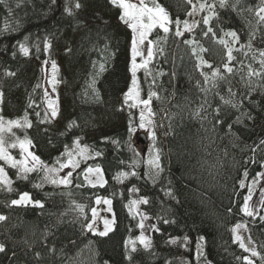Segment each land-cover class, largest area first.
Wrapping results in <instances>:
<instances>
[{"label": "trees", "instance_id": "1", "mask_svg": "<svg viewBox=\"0 0 264 264\" xmlns=\"http://www.w3.org/2000/svg\"><path fill=\"white\" fill-rule=\"evenodd\" d=\"M191 1L198 23L184 31L188 0H146L170 22L168 32L148 34L153 55L135 72L157 126L142 157L134 144L140 113L125 101L133 32L122 10L110 0H0V114L17 122L2 139L31 141L41 161L25 171L0 158L10 182L0 180V264L263 261V209L242 210L264 167L263 0ZM45 61L57 66L53 83ZM11 151L21 156L19 146ZM70 159L69 183H53L48 177L63 175ZM89 168L101 170L102 184L87 182ZM24 193L30 203L13 205ZM101 199L113 217L103 236L87 228ZM138 199L150 244L130 248L141 232L131 205ZM237 222L258 257L234 239Z\"/></svg>", "mask_w": 264, "mask_h": 264}, {"label": "rangeland", "instance_id": "2", "mask_svg": "<svg viewBox=\"0 0 264 264\" xmlns=\"http://www.w3.org/2000/svg\"><path fill=\"white\" fill-rule=\"evenodd\" d=\"M130 2L131 3H136V4L139 5L140 0H130ZM144 3L146 4V0H144ZM263 5H264V0H263ZM147 6L148 7H156V5H152V6L147 5ZM198 18H199V10L196 7V5L191 1L190 2V10H189V12L187 13V16H186V23L188 25V29L185 28L184 31H192L196 27V25L198 23ZM145 23H147V17H145ZM167 25H168V22L166 23V27H167ZM136 35H137V39H139V33H137ZM149 47H151V45L148 42V35H147V39L142 44H138L137 45V50L141 53V55H138V56L135 57V63L137 65L143 64L145 60L148 61V59L150 58L147 55V50H148ZM132 64H133V56H132V60H131V68H132ZM55 66H56V64H55ZM44 68L46 70V74H47V78H48L47 81L49 83L50 82L53 83V81L55 80L57 66L54 69L52 62L45 61ZM140 68H142V67H137L136 71L138 69H140ZM131 72H132V70H131ZM133 79H134V77H133V72H132V81H133ZM132 81H131L130 87L133 88V94L129 98L131 99L132 103L137 105L139 113H140V117H139V120H138V126H137V128H138L137 133H144L148 138H153L152 132H153V130L157 129V126H156V121L154 119V116L152 114V106H151L152 103L150 102L148 106H145L144 104L140 103V101H142V99L140 97V91H139V87H138L137 81H136L135 85H133ZM128 90H127V92H128ZM142 114H143V117H144L143 121L141 120ZM163 116H164V114H162L160 116V120L161 121H160L159 124H160L161 127H162ZM1 117H2V115L0 114V118ZM149 121H151V123H149ZM142 123H143V127L141 126ZM0 125H2V128H3V130L0 131V146L3 147L6 155H8V156H10L12 158L11 160H8V159H5V160H7L9 162H12V163L15 162L18 165H20L23 169H25V168H33V167H36L37 165H40V163H37L36 161H34L32 159V157L28 154L29 152H31L34 156L38 157L33 152V149L31 148L32 146L30 144H28L26 141L24 143V147L23 148L21 147V142L22 141H17L16 143L15 142L12 143V145L20 147L21 156H19L18 154H14L11 151V146L12 145L7 146V145L4 144L3 139H2L3 133L5 131H8L15 124H9V121L6 122L2 118V120H0ZM164 130H163V132H164ZM75 151L76 152H83L84 148H82V147L77 145L76 148H75ZM147 161L149 163H151V164L155 163V161L153 160L152 157L147 158ZM72 164H73V160L70 159L68 161V163L66 164L67 170H65V169L62 170L64 172L63 175L62 174H60V175L59 174L58 175L57 174L56 175L52 174L48 178H50L51 181H53V180L57 181L56 184H62V183H59V181L62 180V179H65V178L69 181V176L68 175H69V171L72 168ZM84 177L87 180V182L90 183V184H94L95 185V184H102L104 182L103 174H102L101 170L98 169V168H92V169L89 168V169H87L85 174H84ZM20 197L17 200H19ZM28 197H29V201L28 202H24L23 204L30 203V201H31L30 196L28 195ZM246 197H249V199L247 200V207H248V210L251 212V214L255 215L258 212H260L261 209H263V216H264V167L260 170V172L258 173L257 177L250 182ZM143 201L144 200H142V202ZM140 204H141V199L132 201V203H131L133 213L136 214V216L138 217L139 227L141 229V232H140V235L138 236V238H136L135 245L130 247V248L135 247L136 244H143L144 245V243L141 242V238L142 237L143 238H147V241L149 242V237H150V233H151V224H150L148 216L145 214V212L141 208ZM244 206H245V202H244ZM244 206H243V208H244ZM95 210H96L95 211V217L93 215V221L91 223L92 224V229H93L92 232L100 233V232L105 231V227H106L105 223H104L105 220L109 221V224L107 225V227L109 229H111L112 223H113V217H112V214L110 212L109 204L105 203V200L101 199V200H99V203L97 202ZM245 214H246V212H245ZM237 225H240L241 227H237ZM232 234H233L234 239H235V237L237 235L240 236L241 240L243 241V243L245 245V247H247V249L251 253H252L253 249L255 250V246L253 245V243L251 242V240L248 237L246 224L244 222H237L235 225H233L232 226ZM236 241L241 243V241H239V240H236ZM132 243H134V241H132ZM253 256L258 257L257 255H253ZM246 261H247L248 264H249V261L251 262V264H255L256 263L251 258H247ZM259 264H264V259Z\"/></svg>", "mask_w": 264, "mask_h": 264}, {"label": "snow or ice", "instance_id": "3", "mask_svg": "<svg viewBox=\"0 0 264 264\" xmlns=\"http://www.w3.org/2000/svg\"><path fill=\"white\" fill-rule=\"evenodd\" d=\"M189 2H191V0H189ZM110 3L113 4L114 6H118L122 11H121V16L120 19L124 22H126L128 24V27L130 29H132L133 31V40H132V56H133V64H132V72H133V77H135V71L137 67H146L148 61L145 60L143 64L141 65H137L135 63V57L138 55H141V53L137 50V45L138 44H142L146 39H147V35L148 33H150L152 31L153 28H155L156 26H159L160 28L163 29L164 32H168L169 29L166 27V23L170 22L169 21V17L168 14L166 13V11L163 9V7L160 6H156V7H148L145 3L144 0H140L139 5L136 3H131L130 0H110ZM221 4L223 5V0H221ZM80 5L77 3L76 7H79ZM201 7H204L203 5ZM261 12H264V8L260 9ZM191 14V13H190ZM145 17H147V23H145ZM261 19H264V17H261ZM177 23H179V21H177ZM204 23H208V18L204 19ZM185 28L188 29V25L185 22ZM137 33H139V39H137ZM176 35H182V33L180 31L176 32ZM229 35L235 37L236 34L234 32L229 33ZM47 47V45H46ZM22 51L27 54V49L24 48L23 46H21ZM231 49H229V60L233 59V57L231 56ZM147 55L148 57H152L153 52H152V48L149 47L147 50ZM261 55L264 56V52H261ZM262 63H264V61H262ZM55 63H53V68L55 69ZM103 67V66H101ZM227 67V66H226ZM229 72L232 71L231 68L227 69ZM8 75H14V73H7ZM250 74L251 73V69H250ZM213 75L215 76L216 73L214 72ZM133 85L136 84V80L135 78L132 81ZM133 94V88L130 87L128 92L125 94V101L127 102V99ZM154 95V93H150V96ZM230 101H225V103H229ZM140 103L144 104L145 106H148L150 103V100H142L140 101ZM51 107V105H49ZM56 113V109L53 108L52 109V115L55 116ZM144 117L143 114L141 116V120L143 121ZM0 120H2V118H0ZM17 122L15 121H9V124H16ZM149 123H151V121H149ZM30 126V125H29ZM141 126L143 127V123L141 124ZM2 125H0V131H2ZM11 130V129H9ZM154 135V134H153ZM28 144H31V141H26ZM24 143L25 141L21 142V147H24ZM13 147H15V145H13ZM32 159L34 161H36L37 163H41V161L39 160L38 157L34 156L31 152L28 153ZM0 158L3 159H8L11 160L12 158L8 155H6L4 149L2 146H0ZM159 157L158 155L156 156V160L158 161ZM13 166H15V162H13ZM63 166V165H62ZM156 167H159L158 163L156 164ZM25 171H32L33 169L31 168H25ZM51 171H55V169H51ZM3 169H0V180H2L4 183H10L9 181L5 180L3 175ZM53 183H57V181L53 180ZM59 183L62 184H66L69 183V181L65 178L59 181ZM243 182H241V187H243ZM249 199V197H245V206L242 209L243 211L246 212V214L251 215V212L248 210L247 207V200ZM29 201V197L27 193H24L21 195L19 200H13L12 204L13 205H18L24 202H28ZM99 203V200L97 201ZM143 202H147L146 200ZM36 204H39V202H35ZM105 203H110L109 201H105ZM135 203V202H134ZM42 206V205H41ZM80 207V206H78ZM95 209H93V215L95 217ZM6 219V217L0 215V220H4ZM105 231L100 232L99 235H106L107 232L110 230L107 225L109 224V221L105 220ZM237 227H241L240 225H237ZM87 228L89 230H93L92 229V224L89 223L87 225ZM235 231V230H234ZM236 240L241 241L240 246L242 248L245 247L243 241L241 240L240 236H236L235 237ZM141 242L144 243L145 247H148L150 242L147 241V238H141ZM4 246L2 244H0V251H3ZM247 250V249H246ZM252 254L253 255H257L258 253L255 252V250H252ZM245 260H247V257H245ZM249 264H251V262L249 261Z\"/></svg>", "mask_w": 264, "mask_h": 264}, {"label": "water", "instance_id": "4", "mask_svg": "<svg viewBox=\"0 0 264 264\" xmlns=\"http://www.w3.org/2000/svg\"><path fill=\"white\" fill-rule=\"evenodd\" d=\"M147 142L148 139L144 133L137 134L136 138L134 139V144L136 146V149L142 157L145 156L147 150Z\"/></svg>", "mask_w": 264, "mask_h": 264}]
</instances>
